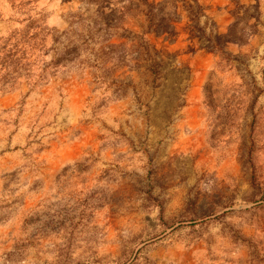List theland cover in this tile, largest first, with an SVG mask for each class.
I'll use <instances>...</instances> for the list:
<instances>
[{
  "label": "rangeland",
  "instance_id": "rangeland-1",
  "mask_svg": "<svg viewBox=\"0 0 264 264\" xmlns=\"http://www.w3.org/2000/svg\"><path fill=\"white\" fill-rule=\"evenodd\" d=\"M0 264H264V0H0Z\"/></svg>",
  "mask_w": 264,
  "mask_h": 264
}]
</instances>
